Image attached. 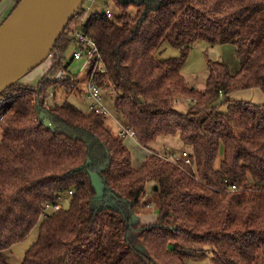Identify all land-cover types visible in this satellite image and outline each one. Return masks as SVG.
I'll return each mask as SVG.
<instances>
[{"label":"trees","instance_id":"16d2710c","mask_svg":"<svg viewBox=\"0 0 264 264\" xmlns=\"http://www.w3.org/2000/svg\"><path fill=\"white\" fill-rule=\"evenodd\" d=\"M114 3L119 15L91 13L83 32L97 42L106 68L96 81L116 90L117 113L153 153L134 168L125 139L104 116L67 100L44 106L50 77L69 67V29L83 15L73 18L39 83L18 82L2 95L0 264H9L4 251L36 227L22 264H187L204 259L207 247L214 264H264V104L231 98L253 88L264 93V0ZM201 41L231 44L239 60L236 73L226 61L208 60L203 90L182 72ZM164 43L181 55L158 58ZM178 98L191 100L185 111L176 108ZM163 137L179 139L191 163L174 149L165 148L171 160L154 151ZM149 183L157 220L137 224ZM64 194L69 207L44 216L45 205L60 204Z\"/></svg>","mask_w":264,"mask_h":264},{"label":"rangeland","instance_id":"374dc122","mask_svg":"<svg viewBox=\"0 0 264 264\" xmlns=\"http://www.w3.org/2000/svg\"><path fill=\"white\" fill-rule=\"evenodd\" d=\"M88 5V4H87ZM110 7L115 15H119L120 11L116 7L114 0H96L94 3L91 4V9L89 14L94 12H102L105 7ZM131 12H134V9H131ZM76 47L72 45L65 55L64 66H69L68 69L75 75H80L81 79L85 78L87 67L84 64L83 60L80 61H73V54ZM181 55V51L175 47H172L168 43H164L160 52L157 53L158 58H170V57H179ZM208 60L218 61L223 60L226 61L231 69H234L235 66L239 65V60L235 54V50L233 45L222 46V45H214L211 46L208 43L201 41L196 43L192 50L190 51L188 60L184 65L182 72L185 78L187 79L188 83L195 87L196 89L203 90L206 86V81L209 77V69H208ZM51 60L50 57L46 58L41 64L35 67L30 73H28L24 78L21 79V83L25 85L35 86L38 84V81L41 77L48 72L51 67ZM108 84V83H107ZM81 86V85H80ZM84 89V84H82ZM55 91V97L49 98L48 103L49 106L53 105L54 103H60L67 100L69 103L73 104L74 106L78 107L79 109L89 112L90 110V101L87 99L85 91L82 93L78 91H69L62 86H56L55 84L51 86L48 90V93ZM49 96V95H48ZM118 97V93L112 86H105L103 89V102L106 107L111 111V115L108 116V119L113 120L114 115H117V118L121 123L124 122V118L122 114H118L115 101ZM233 100L237 101H247L254 105H262L264 104V93L261 89L255 88L252 90H245V91H237L233 94ZM179 99V98H178ZM221 102V101H220ZM188 107V103L186 101L181 102L176 105V108L179 111H185ZM225 109V107H222ZM114 119V120H115ZM113 120V121H114ZM119 121L115 125L117 128H120ZM123 125L125 123H122ZM129 125V124H128ZM130 127V126H129ZM113 133L117 134L116 127L113 128ZM129 139H125L124 143L127 145ZM137 141V140H136ZM138 143V142H137ZM127 147L131 150L134 149V146L127 145ZM138 149V148H137ZM167 149L163 148L161 150H157L158 154H162V156L168 157ZM133 155V152H132ZM94 185L98 191V195L102 194V183L96 175H93ZM152 184H148V195L144 199V208L141 209L142 214L154 216L155 209L158 210L157 205V198L156 195L152 193ZM71 196L69 194H64L60 201V206L63 208H68L70 204ZM39 235V227H36L32 230V232L26 237V239L22 242L14 244L11 248L4 251V256L9 264H22L25 252L33 245V243L38 239ZM142 251H146L144 247L140 244L138 246ZM210 248H205L206 257L202 260H195V259H188L187 264H214L212 260V251Z\"/></svg>","mask_w":264,"mask_h":264},{"label":"water","instance_id":"95a60500","mask_svg":"<svg viewBox=\"0 0 264 264\" xmlns=\"http://www.w3.org/2000/svg\"><path fill=\"white\" fill-rule=\"evenodd\" d=\"M84 1H19L0 25V97L52 55ZM45 126L52 128V123L45 120Z\"/></svg>","mask_w":264,"mask_h":264},{"label":"built area","instance_id":"2783aa9c","mask_svg":"<svg viewBox=\"0 0 264 264\" xmlns=\"http://www.w3.org/2000/svg\"><path fill=\"white\" fill-rule=\"evenodd\" d=\"M96 0H85L82 8L77 12L74 18L79 19L81 15L83 17L77 20L74 24L70 26L69 33L71 37L75 40L74 45L76 47L73 54V61L83 60L85 66L87 67L86 77L87 83L83 89L87 96V99L90 101V110L101 114L105 118L111 115V111L106 107L103 102V89L104 85L107 84V81L103 79L101 83L96 81V76L98 74L106 73V68L102 64V56L97 42L91 38L89 35L83 32V25L86 22L87 17L90 15L89 11L91 9V4ZM88 4V5H87ZM103 14L112 19L115 17L114 11L110 7H105ZM50 80L53 84L62 86L64 82H69V87L74 89V91H79L80 86V75L73 74L69 69L62 68L58 70L53 76L50 77ZM63 87V86H62ZM56 89V88H55ZM56 92L53 91L49 94L47 99L44 101V106L48 107L49 98L55 97ZM7 94L0 97V108L3 106L7 99ZM39 98V96H38ZM186 101L188 104L191 102L188 98H179L176 99L175 103L179 104ZM117 135L123 139H135L136 133L135 130L131 127L120 126V129L117 132ZM3 139V131L0 130V142ZM163 158H168L169 160L174 159L171 156L165 157L162 154H159ZM180 158L185 160L187 163H191L190 155L187 151L181 153ZM237 185H232L230 190H238ZM61 208L60 204H51L47 203L44 207V216L49 213V210H59Z\"/></svg>","mask_w":264,"mask_h":264},{"label":"crops","instance_id":"0c3cea01","mask_svg":"<svg viewBox=\"0 0 264 264\" xmlns=\"http://www.w3.org/2000/svg\"><path fill=\"white\" fill-rule=\"evenodd\" d=\"M19 1L20 0H0V25L5 21V19L15 9V7L19 3ZM228 45H231V44H223L222 46H228ZM233 48L235 50L234 46H233ZM50 60H51V64H52V58L51 57H50ZM238 70H239V65L235 66L234 69H231V72L232 73H236V72H238ZM44 75L41 77V79L44 77ZM39 81H38V83H39ZM86 83H87V77L86 76L83 79L80 78L81 89L78 92L82 93V91H83L82 84H84V87H85ZM253 89H255V88H253ZM249 90H252V89H249ZM233 94L231 95L232 99H233V97H232ZM113 118L114 119L117 118V115H114ZM113 120L106 118L107 123L113 128L116 127V129L118 131L120 128H117V126L115 125V120H116V123L119 120L118 119H115L114 121ZM119 123H120L121 126H125V127L129 126L128 123L125 120H124V122L122 121V123H125L124 125L120 121H119ZM129 140L130 141L128 142V144L131 145V146H134V149L132 151L133 152V166H134V168H139L143 164V162L146 160V158L150 154L153 153V150L147 149V148L141 146L139 143H137L136 139H129ZM162 148L174 149L175 151H179L181 153L183 151V146H182L181 141L179 139H177V138H171V137H163L162 139H159L158 144L156 146V149L159 151ZM157 150H154V151H157ZM151 187H153V184H152ZM153 211H154V214H155L154 216L142 214V212L139 213V214H136L134 216V222L137 223V224H151V223L155 222L157 220L158 210L155 209Z\"/></svg>","mask_w":264,"mask_h":264}]
</instances>
